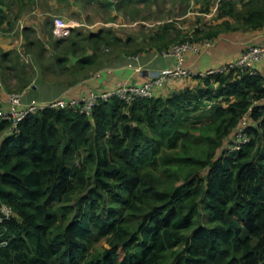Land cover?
<instances>
[{"label":"trees","instance_id":"1","mask_svg":"<svg viewBox=\"0 0 264 264\" xmlns=\"http://www.w3.org/2000/svg\"><path fill=\"white\" fill-rule=\"evenodd\" d=\"M201 3L209 14L212 0ZM238 5L222 0L217 27L196 34L264 29V0ZM173 26L145 43L102 29L84 50L78 32L56 39L67 45L56 63L65 70L76 59L73 79L88 77L105 59L102 45H135L139 54L186 42L166 36ZM196 77V87L166 97L102 101L91 116L46 107L12 133L0 119V205L13 210L1 263L264 264V106H254L264 77ZM246 113L248 141L233 150Z\"/></svg>","mask_w":264,"mask_h":264},{"label":"crops","instance_id":"2","mask_svg":"<svg viewBox=\"0 0 264 264\" xmlns=\"http://www.w3.org/2000/svg\"><path fill=\"white\" fill-rule=\"evenodd\" d=\"M155 1L157 0H0V29L5 28L11 31H8L7 35L4 36L3 33L0 34V108L6 110L5 107L9 105L8 98L14 92L24 94L23 107L33 101L47 104L57 99L80 100L91 91H111L120 85H142L148 83L160 71L174 68L176 64L175 56L164 54V52L171 51L174 45L169 46L166 50H160L156 47L148 48L139 54L117 52L115 56L103 59L96 67L87 71L89 73L88 77L82 76L80 79H75L76 81L72 77L73 74L77 73H72L76 70V59L69 63L64 68L65 70L59 63L47 68L42 67L39 61H36V63H33V69L24 64L25 56L29 54L27 36H30L31 46L33 43H41L46 51L47 41L51 37L56 38V36H52L55 35V21L69 22V19L64 14L67 11L66 8H71V11L75 13L74 15H78L80 18L86 6L97 4L99 7L98 14L103 12L107 14V17H104L106 21H97L94 24H86L84 22L85 28L91 29L89 34L106 29L113 30L121 36L123 34L117 31L115 21L118 18L120 20L119 16L122 12L125 13L126 2H132L135 7H141L148 2L153 3ZM221 1L212 0L211 12L205 14L202 12L203 4L201 0H189L188 2L175 0L176 6L179 5L178 9L182 10L180 20L188 17L191 12L204 18L210 16L214 18ZM241 1L243 0H235L239 4L238 7ZM185 7H189V9ZM61 14H64V16H60ZM179 19L175 16L168 19V21L158 22L156 30L172 23L174 28L168 30L166 36H179L180 40L185 38L192 45L201 47L200 53L194 51L184 53L185 67L192 69L195 73L225 68L236 62L249 44L264 43V29L223 31L219 32L214 39H207L203 34H194V26L190 28L176 22L180 21ZM203 21H198V24L204 23ZM216 21L214 18L215 24L220 22ZM199 25L196 30L199 29ZM16 26L17 28L15 29ZM205 26L201 29H204ZM68 32H72V29H69ZM132 38L137 41L141 39L140 36ZM205 40H212L213 45L210 48H206L204 46ZM34 50L37 51L35 47ZM10 53L11 55H9ZM87 53L92 55L93 51L88 50ZM134 57L137 59H133ZM12 61L14 62L12 63ZM254 69L264 77V59L257 62L254 65ZM47 74L63 76H65L64 74H70V77L69 79L50 81L43 77ZM30 75L33 76L28 78L27 76ZM199 83L200 80L196 76L172 78L164 86L156 88L155 93L158 97H166L187 87L194 88Z\"/></svg>","mask_w":264,"mask_h":264},{"label":"built area","instance_id":"3","mask_svg":"<svg viewBox=\"0 0 264 264\" xmlns=\"http://www.w3.org/2000/svg\"><path fill=\"white\" fill-rule=\"evenodd\" d=\"M84 26V23H78L76 21H69L64 23L62 20L55 21L54 34L58 37L65 35L69 29ZM1 33V29H0ZM213 45L212 40H205L204 46L210 48ZM201 47L192 45L190 42H182L173 46L171 51L164 52L165 55H174L176 58V64L174 68L163 70L153 78L150 82L142 85H120L116 89L111 91H91L88 95L80 100H65L57 99L47 104H40L36 101L31 102L27 106H22V100L24 94L21 92H14L10 94L8 98V104L10 108L4 110L0 108V119L10 122L9 132L18 131L19 124L30 114L37 113L40 110L49 107L55 109H65L69 107L79 108L81 113L91 116L93 109L102 101H108L112 98H119L125 101L127 104H132L134 101L140 98H153L156 96L155 89L164 86L172 78L199 76L208 77L211 75L227 73L231 70L250 71L252 74L257 75L254 65L264 59V43L263 44H249L240 58L225 68L218 70L211 69L206 72L195 73L192 69L185 67L184 53L187 51L201 52ZM133 59H137L134 57ZM255 105L264 106V97L259 101L254 102ZM23 107V108H22ZM249 125V113H246L238 128L236 129L233 145V150L240 149L241 145L248 141L246 133L247 126ZM13 216V210L7 205H0V252L7 245V241L3 240V224L5 221L11 219ZM0 264L1 261H0Z\"/></svg>","mask_w":264,"mask_h":264},{"label":"rangeland","instance_id":"4","mask_svg":"<svg viewBox=\"0 0 264 264\" xmlns=\"http://www.w3.org/2000/svg\"><path fill=\"white\" fill-rule=\"evenodd\" d=\"M121 2V1H120ZM117 4V3H115ZM127 5H125V13L122 12V14L119 16L120 20L118 18L116 22L115 26L117 28V31L121 32V35L124 39L128 38V37H138L140 36L141 39V43H145L147 38L150 37L152 34H154L158 28L157 23L161 22V21H168V19L174 18L176 16V18H180V16H182V10L178 9L179 5L176 6V2L175 0H157L153 3H147L145 6H141V7H135L132 2L128 3L126 2ZM119 5V4H118ZM181 6V5H180ZM186 9H189V7H185ZM67 11H65V17H67L69 19V21H76L78 23H86V24H94L97 21H102L105 22L107 17V14L105 12L98 14L99 12V7L98 5H91V6H86L85 10L83 11L82 16L79 18L78 15H74L75 13H73L71 11V8H66ZM191 11H193V9H191ZM64 14H61L60 16H64ZM59 16V15H56ZM78 17V18H77ZM80 19V20H79ZM102 19V20H101ZM180 20V19H179ZM188 20V21H186ZM204 20V23H200V25L198 24V21ZM179 22L181 24H184V26H189L190 28L192 26H194L195 31L194 34H196V27L199 25V29H201L203 26L204 27V31L205 32H209L212 29H215L216 24L214 22V18L212 16L204 18L202 16H198L195 15L193 12L188 14V17H186L185 19H182L180 21H176ZM188 22V23H187ZM84 23V24H85ZM101 26V25H99ZM17 28V26L15 27V29ZM82 30V31H81ZM91 29L85 28V26H81L80 28L77 29H72V32H67L65 35L58 37L56 35H52V36H56V38L51 37L48 41H47V49L46 51L44 50L43 53L40 52V50L35 51L34 47H27L28 53L27 56H25L24 59V64L30 68L33 67V63H36V61H39V64L42 67H51L56 63V59L57 57L60 55V53L62 54V52L64 51L63 48L66 47L67 45H62L60 47H55L56 44V39L60 40H67L69 41V39L71 37H77V33L82 32L81 33V37L78 38V40L80 41V47L82 50L88 48L87 46L89 45L88 42L86 41V36L89 35V31ZM94 30V29H92ZM10 31L9 29H5V28H1V33H3L4 35H7L6 33ZM74 31V32H73ZM11 32V31H10ZM17 33V32H15ZM139 41V42H140ZM185 42V41H184ZM67 43V42H66ZM37 44V43H36ZM135 45H129V46H125L123 44H121L120 47H116L115 46H106V45H102L99 50L98 53L100 54V56H104L105 58L109 59L113 56L116 55L117 52H127L130 54H133V52H135ZM36 48V47H35ZM41 53V54H39ZM45 53V54H44ZM64 54V53H63ZM14 61H12L13 63ZM33 69V68H32ZM63 75H52V74H47L44 75L43 77L46 78V80H50V81H57V80H63V79H69L70 74H64ZM33 75H30V77H32ZM12 82V81H10ZM8 85V83H6ZM12 84V83H11ZM6 110H8L10 108V105H8L7 107H5ZM100 246H105L107 247V245L105 243H101ZM101 250V249H100Z\"/></svg>","mask_w":264,"mask_h":264}]
</instances>
